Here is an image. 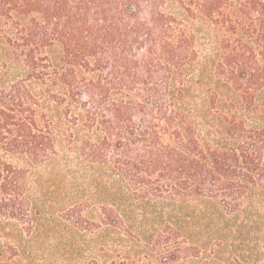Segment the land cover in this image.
<instances>
[{
  "label": "trees",
  "instance_id": "16d2710c",
  "mask_svg": "<svg viewBox=\"0 0 264 264\" xmlns=\"http://www.w3.org/2000/svg\"><path fill=\"white\" fill-rule=\"evenodd\" d=\"M0 264H264V0H0Z\"/></svg>",
  "mask_w": 264,
  "mask_h": 264
}]
</instances>
